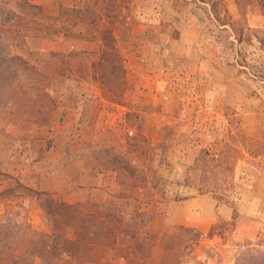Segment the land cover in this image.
I'll use <instances>...</instances> for the list:
<instances>
[{"label": "rangeland", "instance_id": "1", "mask_svg": "<svg viewBox=\"0 0 264 264\" xmlns=\"http://www.w3.org/2000/svg\"><path fill=\"white\" fill-rule=\"evenodd\" d=\"M142 1L60 0L58 6L57 0H45L44 5L35 4V0H0V264H66L63 259L55 262L53 247L40 256L44 246L38 239L43 233L72 235L71 228L57 221L64 218L51 213L54 202H63L62 194L55 198L50 193L32 191L16 174L4 171L3 166L10 161L3 156L7 145L4 138L8 137L12 145L8 149H14L15 163L18 159L33 163L41 158L39 173L49 169L46 162L56 160L55 169L67 183L65 188L83 186L81 174L87 169L83 165L92 156L95 169L101 164L100 170L111 174L106 177L110 178V189L105 195L108 204L92 200L75 204H98L105 217L110 210H118L123 222L121 229L134 235L118 234L117 226L118 245L105 243L95 255L89 245L90 240L95 243L94 238H89L94 228L89 225V232H84L83 260L87 264H115L114 257L108 256L113 249L115 255L123 254L119 256L122 260L116 259L117 264H128L133 259L136 262L131 264H264L263 215L255 218L256 234L250 238L232 240L235 221H221L206 234L196 231L193 238L196 245L191 250L190 243H184L189 237L181 230L191 227L170 219L171 206L189 197L214 196L226 203L233 200L237 171L244 161L256 163L253 157L264 146L257 140L247 141L235 123L228 131L220 132L222 137L217 144L213 143V127L204 130L210 139L200 152L192 150L189 154L182 181L159 174V167L169 172L177 169L172 158L179 149L176 126L163 128L162 141L151 145L140 126L133 136H125L126 124H121V129L117 125H103L102 134H93L95 140L89 157L88 152L83 153V130L87 127L79 122L70 131L69 108L88 104V99L123 104L129 87L122 49L135 38L134 34L140 33L135 28V21L140 19L131 20L130 16L133 6L141 5ZM173 1L184 6L181 0ZM201 1L211 5L218 22L234 23L243 33L247 22L242 19L232 22L228 10L234 6L233 1L238 7H245L255 0ZM214 23L213 35L219 34L224 45L227 44V34L218 31ZM77 26L82 32L76 30ZM152 33L150 37L157 35ZM176 35L173 32L172 37ZM69 42L76 47L71 49ZM111 45L117 46L123 62L114 55ZM230 49L222 47L225 54ZM242 52L237 51V60L239 64L242 61L247 64L249 59ZM106 56L110 57L107 61ZM169 61L183 68V62ZM247 66L255 68L249 70L255 79L264 81L256 73L258 64L250 61ZM87 87L100 95L86 96L83 92ZM116 127L122 131L117 132ZM193 129L192 126L191 133ZM35 136H38L36 145ZM105 221L108 227V219ZM47 245H52L50 240ZM253 254L258 255L255 262L249 261Z\"/></svg>", "mask_w": 264, "mask_h": 264}, {"label": "crops", "instance_id": "2", "mask_svg": "<svg viewBox=\"0 0 264 264\" xmlns=\"http://www.w3.org/2000/svg\"><path fill=\"white\" fill-rule=\"evenodd\" d=\"M43 1L35 0V4L44 5ZM182 1L184 6L175 5L173 0H143L141 5L133 6L130 19H140L135 21V28L140 33L134 34L135 38L122 49L129 87L123 104L88 99L91 103L68 109L70 131L79 122L87 127L83 130V153L88 152V157L95 140L93 134H102L103 125H117L121 129V124H126L125 136L129 131H138L140 126L145 129L144 135L151 145L162 141L163 128L176 126L179 128V149L172 158H175L177 169L169 172L159 167V174L182 181L189 154L192 150L200 152L210 139L204 131L208 126L213 127V143L216 144L221 141L220 132L228 131L232 123L239 127L247 141L257 140L264 144V81L250 74L253 65L247 68L250 61L258 64L256 73L264 77V0H255L245 7H238L232 0L234 6L228 10V15L232 16V22L238 19L247 22L243 33L234 23L218 22L209 3ZM57 2L59 6L60 0ZM213 23L218 31L227 34V44L224 45L219 34L213 35ZM76 30L82 32L78 26ZM152 31L157 35L150 37ZM173 32H177L176 37H172ZM68 46L76 47L73 42ZM223 46L231 48L227 54L222 50ZM239 50L249 59L247 64L244 61L239 64ZM170 59L183 62L184 69L171 65ZM83 93L100 95L99 91H90L89 87ZM118 127L116 131H122ZM4 140L7 145L3 156L10 159L3 166L4 171L16 174L27 189L50 193L55 198L62 194L63 202L67 204L88 200L108 204L105 195L110 189V178L106 177L111 174L100 170L101 164L95 169L94 156L83 165H87L81 174L83 186L65 188L67 183L55 169L56 160L46 162L49 169L37 173L43 165L41 158L33 163L25 159L15 163L14 149H8L12 147L10 137ZM33 142L37 144L38 136ZM246 155L250 157L247 152ZM253 158L256 163L244 161L241 170L237 171V192L230 203L221 202L214 196L189 197L171 206L170 219L203 234L218 222L235 221L232 240L254 236L255 218L264 216V146Z\"/></svg>", "mask_w": 264, "mask_h": 264}, {"label": "trees", "instance_id": "3", "mask_svg": "<svg viewBox=\"0 0 264 264\" xmlns=\"http://www.w3.org/2000/svg\"><path fill=\"white\" fill-rule=\"evenodd\" d=\"M112 50L114 51V55H117V59L120 58V54L118 52L117 46L115 48V45L110 46ZM108 58H110L108 56ZM106 56V61H107ZM17 60V59H13ZM120 62H123L120 58ZM98 65H101L99 63ZM47 195V194H46ZM52 202V200H50ZM54 210L51 212L54 213V216H61L64 219L63 220H57L60 223H64L69 228H71L72 235L70 237L67 236H60L58 233H52V234H46L43 233L39 237V243H41L44 246L43 251H41V255L43 256L46 254L49 247H53L51 249L53 257H55V262L59 261V259H63L66 264H87L88 261H84L83 257L85 255V235L84 232H89V225H91L92 228H94V231L89 233V238H94L95 243H92L93 240H90V248L94 254H98L101 246H104L105 243H112L114 246L118 245L119 239L116 238L117 233L118 234H125L127 236L134 235L133 233L130 234V232H126L121 229V224L123 223L120 217L118 216V210L112 211L110 210V213H107L105 217V211L102 209V207L98 204H91L88 205V203H81V204H74L70 205L64 202H54ZM51 207V205L49 206ZM91 209H89V208ZM91 211V212H90ZM117 212V213H116ZM105 219H108V227L106 226ZM120 223V225H118ZM119 226V229H117V233L115 229ZM184 234L187 235L188 240L185 239L184 243L185 245H189L190 243V250L193 249L196 245V243L193 242V238L196 235V230L191 228H182L181 229ZM100 231V232H99ZM140 235L142 232H139ZM110 234H112V238L110 237ZM145 235H147V232H145ZM114 237V239H113ZM133 239H135L134 236H132ZM112 239V240H111ZM51 242V246H48L47 243ZM137 240V239H135ZM107 246V245H106ZM96 251V252H95ZM107 256V251L104 252ZM116 250L109 251L108 256H110L112 259L114 257L113 263L118 260L119 256H122V253H119L117 255ZM258 255L253 254L250 256L249 261L255 262L257 261ZM150 257V255H149ZM122 260L119 258V261ZM118 261V262H119ZM129 261V260H128ZM136 262L135 259L130 260L128 264ZM96 264V263H94ZM181 264V263H179Z\"/></svg>", "mask_w": 264, "mask_h": 264}, {"label": "built area", "instance_id": "4", "mask_svg": "<svg viewBox=\"0 0 264 264\" xmlns=\"http://www.w3.org/2000/svg\"><path fill=\"white\" fill-rule=\"evenodd\" d=\"M128 134H129L130 136H133V135H134V132L129 131Z\"/></svg>", "mask_w": 264, "mask_h": 264}]
</instances>
